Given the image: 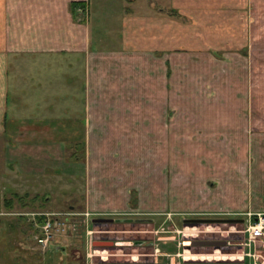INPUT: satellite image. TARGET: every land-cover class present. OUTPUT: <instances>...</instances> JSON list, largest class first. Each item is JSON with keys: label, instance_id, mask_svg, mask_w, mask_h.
Instances as JSON below:
<instances>
[{"label": "crops", "instance_id": "obj_1", "mask_svg": "<svg viewBox=\"0 0 264 264\" xmlns=\"http://www.w3.org/2000/svg\"><path fill=\"white\" fill-rule=\"evenodd\" d=\"M77 1L88 9L86 22L79 20L80 15L75 18L70 9V3ZM97 2L96 16L92 0H0V186L7 188L11 176L12 193L17 194L21 177L72 179L81 165L86 177L84 199L70 209L92 214L129 210L183 214L204 208H225L232 214L264 211V204H245V195L237 189L246 187L245 178L251 177L264 191V107L257 90L254 95L260 104L255 118L239 106L226 104L217 111L225 116V137L219 142L224 151L219 147L206 155L207 165L215 171L202 167L197 153L186 157L181 153L185 145L194 144L184 134L195 136L200 128L206 133L207 124L201 120L213 117L211 110L201 116L197 107L170 106V96L177 95L169 89L170 65L191 61L169 56V32L199 31L198 18L209 15L206 6L211 4L205 0L206 6L202 0ZM167 9L191 17L192 22L170 21ZM94 16L108 21L116 47L105 51L96 44L93 49L91 27H100L99 21H92ZM170 41L179 47L180 41ZM249 123L254 126L250 133ZM214 136L207 132L206 143ZM138 146H144V157H138ZM208 182L217 183L216 187ZM220 182L231 203L213 201L220 198L216 191ZM133 188L138 197L130 207ZM6 198L0 201V215L12 214L20 205ZM9 219L8 225L19 224V219ZM39 224L35 221L34 245L23 247V256L28 250L46 253L48 248L36 242ZM5 251L8 255L10 249H0V264H24L2 260ZM42 260L50 264V259Z\"/></svg>", "mask_w": 264, "mask_h": 264}, {"label": "rangeland", "instance_id": "obj_2", "mask_svg": "<svg viewBox=\"0 0 264 264\" xmlns=\"http://www.w3.org/2000/svg\"><path fill=\"white\" fill-rule=\"evenodd\" d=\"M92 1V13H96L95 15L97 16L99 4L97 0ZM203 1L201 2L202 5H205L206 2V4H211V8L209 5H205L208 8L209 15L201 14L198 18L200 21L199 31L193 33L185 29L184 32H169V48L167 49L169 56L176 55L178 58L183 57L185 58V63L187 59L191 61L185 65H183L184 63L177 66L170 65L169 76L171 75V78L169 89L170 92L174 90L177 95L170 96L169 104L170 106L178 105L180 107L193 106L197 107V109L200 108L202 110L201 116L206 115L203 112L205 110L212 111L211 117L213 118L211 120L203 119L201 123L207 124V132L212 131L215 133L212 140L214 143H206L207 132L204 133L202 128H200L195 136L189 135L186 138L188 135L184 134L185 139H193L194 144L191 146L185 145L184 151L182 150L181 153L185 154V157L191 152L197 153V162L199 163L200 161L202 167H209L211 171H215L212 165L211 167L207 165L209 160H207L208 156L206 155L207 152H213L212 149L219 147L224 151V144H219V142L223 141L225 137V116L224 113H217V111H223L226 104L239 106L244 110L247 109V113L250 111L249 113L252 115L250 114L249 116L255 118L254 110L260 104L254 95L256 90L262 95L261 101L263 100V103H261V106L264 107V0H233L234 5L230 0ZM231 4L233 7H230ZM83 8L86 10L87 7L84 6ZM201 9L204 11L202 6ZM79 12V20L86 22L88 14L84 11ZM168 12L170 21L173 20L184 25L192 22L191 17L179 15L175 9H169ZM99 18L95 17L92 19L93 22L99 21L98 25H100L97 30L91 27L94 31L92 33V38L94 39V44H92L94 46L93 49H96L95 45L98 44L101 49L108 51L111 47H116L117 40L114 34H111L107 30L109 29V26L106 24L108 21L104 22L103 18H101L102 20ZM208 21L209 24L206 23ZM109 22L112 24L113 20L109 19ZM209 25L213 26L210 27ZM184 28H187V26H184ZM95 32L98 33L95 34ZM170 40L180 41L179 47ZM194 42L196 44L195 49L192 47ZM13 76L12 68L10 70V80ZM10 113L11 108H9ZM253 128L254 126L250 124L248 132H252ZM143 147H137L138 157L146 155ZM80 149L81 147L78 149V157L82 160L84 152ZM248 154L249 156L251 155L250 153ZM255 155L256 151L254 152V157ZM79 162L82 164L81 161ZM185 162H188L187 159ZM209 164L214 163L209 162ZM77 169L76 177L72 179L69 177L61 180H50L45 177H27L23 179L21 177L20 192L17 194L12 193L14 186H12L11 176L7 187L9 188L8 190L6 187L0 186V189H2V192L0 191V201L5 195L7 196L6 200L13 202L17 200L20 203L19 207L12 210V214L0 215V217L5 218L0 221V249L8 248L11 251L6 255V250L2 260L8 262L19 261L20 263L24 261V264H29L27 259L32 264H46L42 259H50V264H96L99 261L100 255L111 261L119 260L117 264H147V261L151 259H154V264H192L196 261L213 262L216 264L223 262L238 264L241 260L240 252L228 247L227 244L230 242L228 240H225L226 243L222 246H189L191 241L196 237L215 239H228L231 237L236 239L239 236L238 226L232 223L229 225L222 223L223 220L220 218L238 216L225 208H204L203 210L184 212L183 214L182 212H174V210L172 212L166 210L160 214H141L139 211L129 210L125 214H116L114 216L150 217L155 221L154 228L152 229L148 224L130 228L126 224L120 225L117 228L111 227L108 231L110 233L107 231L98 232L97 224H91V220L97 218L99 213L92 214L89 212L91 215L87 228L92 231L91 234H86V225L85 223L82 225L79 219L77 230L72 232L73 235L68 230H65V236L69 237L65 239V237H62L64 234L57 236L47 247L46 253L39 254L33 250H28L27 256H23V247L32 246L33 244V237L37 232L34 230L35 221L37 222L38 219L37 214L42 212H72L71 210L76 214L82 213L81 208H69L71 205L78 206L82 204L84 199L86 178L84 167L80 165ZM253 169H255V166H253ZM216 171L218 172L217 168ZM142 180H145V177ZM244 182L246 187L242 185H238L237 187V189L241 188L243 196L245 195L243 202L251 207L263 205L264 191L263 188L260 190L256 179L246 177ZM207 184L209 186L214 185L210 182ZM215 185L214 187H216ZM220 185L221 187L216 189L220 198L217 197L213 201L216 202L219 199L223 203H231L230 200L232 198L225 194V184L220 182ZM129 191V206L134 207L138 197V190L133 188L129 189ZM45 197L49 198L45 199ZM76 217L83 218L81 215H77ZM9 218H16L15 221L19 219V224L14 222L15 224H11L12 226L8 225ZM114 229L130 231L123 233L125 236L149 239L153 242V248L148 251L139 248L125 250L124 252L105 250L102 253L101 250L92 246L93 240L97 239L101 234L118 235L117 232H114ZM178 230H182V233H179ZM179 241L185 243V246H180ZM155 253H167V255H154ZM54 254L55 258H53ZM25 259L27 262H25ZM251 263V259L245 258L244 264Z\"/></svg>", "mask_w": 264, "mask_h": 264}, {"label": "built area", "instance_id": "obj_3", "mask_svg": "<svg viewBox=\"0 0 264 264\" xmlns=\"http://www.w3.org/2000/svg\"><path fill=\"white\" fill-rule=\"evenodd\" d=\"M80 11H84L87 14V8L86 10L80 8ZM77 215H81L83 218H77ZM90 215L91 213L89 212H82L80 214L73 212L39 213L38 216L43 217V219L38 226L36 242L41 248L46 249L57 236L63 235L65 230L71 233L77 230L80 220L82 225L85 223V232L89 235L92 233V231L87 228ZM242 216L243 222L241 228L238 229L240 238L228 242V247L240 252L241 260L238 264H244L245 258L251 259V264H264V211H247L242 213ZM178 232L182 233V230H178ZM62 237L67 239L69 236H65L64 234ZM182 243V241H179L180 246Z\"/></svg>", "mask_w": 264, "mask_h": 264}, {"label": "flooded vegetation", "instance_id": "obj_4", "mask_svg": "<svg viewBox=\"0 0 264 264\" xmlns=\"http://www.w3.org/2000/svg\"><path fill=\"white\" fill-rule=\"evenodd\" d=\"M128 212V211H127ZM127 212L124 213H120V212H111V211H104L99 213V216L97 217V221L95 222V224H97L98 227V232H108L111 227L113 228H117L120 225H129L130 228H135L138 225H142V224H148L151 226V228H154V224L155 221L150 218V217H127V216H123V217H119V216H114L116 214H125ZM136 214H138L137 212H134ZM141 214H148V212H140ZM152 214V213H150ZM158 214V213H157ZM112 215V216H111ZM238 216H231V217H223L220 218L222 219V223L225 224H233L235 226H238L237 228H241L242 222H243V216L242 213L241 214H236ZM185 220V219H184ZM183 220V223H184ZM238 220H242V221H238ZM91 224L95 225L92 220H91ZM114 232H117L118 235H107V234H101L98 236V238L94 241L98 242V245L96 246L97 249L101 250L102 253H104L105 250L107 251H113V252H124L125 250H133L136 248L139 249H144L146 251L150 250L151 248H153V242L149 239H142L136 238V237H131V236H125L123 235V233L126 232H130L128 230L125 229H119V230H115ZM157 232V231H156ZM110 233V232H108ZM132 233V232H131ZM240 238L239 236L236 238L238 239ZM236 240L234 238H224V239H215V238H199L196 237L194 238L191 243H190V247L195 246V247H205V246H222L225 245L224 243H226L225 240L228 241H232ZM182 246H185V243L181 244ZM228 245V244H227ZM93 246V245H92ZM95 248V246H93ZM159 250V249H158ZM157 250V251H158ZM149 254V253H148ZM152 254V253H150ZM154 255H161V256H165L167 255V253H155ZM116 256V255H114ZM168 257V256H166ZM117 262H119V260H108V258H103V256L100 255L99 261L96 264H117ZM154 259H151L150 261H147V264H154ZM120 264V263H118ZM192 264H197V263H192ZM216 264V263H215ZM217 264H223V263H217ZM224 264H232V263H224Z\"/></svg>", "mask_w": 264, "mask_h": 264}, {"label": "trees", "instance_id": "obj_5", "mask_svg": "<svg viewBox=\"0 0 264 264\" xmlns=\"http://www.w3.org/2000/svg\"><path fill=\"white\" fill-rule=\"evenodd\" d=\"M85 5H84V2H82V1H77V2H72V3H70V9H71V11L72 12H74V16H75V18H76V16H78V15H80V14H75V10L77 9V8H83ZM11 202V201H10ZM38 218V222L39 223H41L42 222V219H43V217H41V216H39V217H37Z\"/></svg>", "mask_w": 264, "mask_h": 264}, {"label": "water", "instance_id": "obj_6", "mask_svg": "<svg viewBox=\"0 0 264 264\" xmlns=\"http://www.w3.org/2000/svg\"><path fill=\"white\" fill-rule=\"evenodd\" d=\"M97 221V218H94V219H92V222L95 224V222ZM238 221H242V220H238ZM94 240H96V239H94ZM92 245L93 246H95V248H96V246L98 245V242L97 241H94L93 243H92ZM55 248H57L56 246H55ZM62 248V247H61ZM63 250H64V248H62ZM194 263H197V264H215V263H213V262H204V261H196V262H194ZM224 263H226V262H223V264Z\"/></svg>", "mask_w": 264, "mask_h": 264}]
</instances>
